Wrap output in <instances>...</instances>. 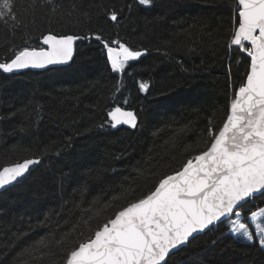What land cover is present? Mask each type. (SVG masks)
<instances>
[{"label": "trees", "instance_id": "trees-1", "mask_svg": "<svg viewBox=\"0 0 264 264\" xmlns=\"http://www.w3.org/2000/svg\"><path fill=\"white\" fill-rule=\"evenodd\" d=\"M236 7L237 0H14L15 21L0 20V62L43 47L50 32L81 39L68 66L0 70V170L40 160L0 192V264H65L67 250L93 234L81 220L86 209L109 204L91 221L102 224L204 149L210 122L222 127L249 70L228 47ZM96 34L145 55L113 73ZM117 105L137 114L135 129L100 127ZM227 233L221 224L200 235L168 264H264L258 244ZM42 236L48 247L22 254Z\"/></svg>", "mask_w": 264, "mask_h": 264}, {"label": "snow or ice", "instance_id": "snow-or-ice-1", "mask_svg": "<svg viewBox=\"0 0 264 264\" xmlns=\"http://www.w3.org/2000/svg\"><path fill=\"white\" fill-rule=\"evenodd\" d=\"M13 3L0 0V20L15 21ZM138 3L150 5L151 0ZM234 11L228 47L238 58L243 56L249 70L225 110L222 127L216 129L210 122L203 139L205 147L199 154L187 159L174 174L159 179L147 194L129 199L102 224L93 227L91 221L109 204L86 209L89 215L81 220L93 234L67 250L65 264H168L176 251L221 224L228 235L256 243L264 250V207L254 205L255 200H264V0H237ZM108 18L118 22L116 12ZM94 38L102 43L113 73L124 74L130 62L145 55V51L119 40L106 41L98 34ZM78 39L81 37L50 32L42 37L44 47L14 52L11 59L0 62V70L13 73L68 64ZM139 90L147 92L148 84L140 82ZM121 125L135 129L138 116L117 105L107 112L100 127L116 129ZM37 163L29 159L3 167L0 189L18 182ZM130 192L128 189L124 195ZM249 204L253 207L246 209ZM77 227L73 225L71 231ZM64 236L56 242L62 244ZM50 243L42 236L22 254L35 255Z\"/></svg>", "mask_w": 264, "mask_h": 264}, {"label": "water", "instance_id": "water-1", "mask_svg": "<svg viewBox=\"0 0 264 264\" xmlns=\"http://www.w3.org/2000/svg\"><path fill=\"white\" fill-rule=\"evenodd\" d=\"M75 45V44H74ZM44 47V46H43ZM73 57H74V55H73ZM72 62V61H71ZM70 62V63H71ZM70 63H68V64H64V65H50V66H48V67H46V68H44V69H31V68H29V69H22V70H18V71H15V72H17V73H19V72H23V71H27V70H32V71H44V70H46V69H49V68H55V67H65V66H68ZM29 160V159H28ZM36 160V159H35ZM25 161V160H24ZM39 161V160H38ZM23 162V161H22ZM38 164V163H37ZM37 164H34V165H32V166H30V169L31 168H33L35 165H37ZM12 166V165H11ZM7 167V166H6ZM3 169V168H2ZM1 169V170H2ZM30 171V170H29ZM28 174V173H27ZM26 174V175H27ZM25 175V176H26ZM24 176V177H25ZM24 177H22V178H20L19 179V181L21 180V179H23ZM18 181V182H19ZM17 183V182H16ZM15 184V183H14ZM14 184H12V185H14ZM12 185H8L7 187H6V189L7 188H9L10 186H12ZM5 189H0V192H2V191H4ZM187 246V245H186ZM183 247H185V246H183ZM177 252V251H176Z\"/></svg>", "mask_w": 264, "mask_h": 264}, {"label": "bare ground", "instance_id": "bare-ground-1", "mask_svg": "<svg viewBox=\"0 0 264 264\" xmlns=\"http://www.w3.org/2000/svg\"><path fill=\"white\" fill-rule=\"evenodd\" d=\"M10 52H11V51H10ZM130 73H131V72H130ZM131 78H132V77H131ZM139 81H140V80H139ZM117 82H118V81H117ZM116 85H117V84H116ZM117 86H118V85H117ZM117 88H118V87H117ZM118 92H119V91H118ZM114 99H115V98H114ZM116 99H117V98H116ZM111 101H112V100H111ZM114 101H115V100H114ZM32 159H34V158H32ZM36 160H37V159H36ZM39 162H40V160H39ZM38 164H39V163H38ZM35 166H36V165H35ZM31 169H32V168H31ZM31 169H30V170H31ZM28 173H29V172H28ZM26 176H27V175H26ZM26 176H25V177H26ZM25 177H24V178H25ZM21 180H22V179H21ZM17 183H18V182H17ZM15 184H16V183H15ZM15 184H14V185H15ZM12 186H13V185H12ZM10 187H11V186H10ZM185 247H186V246H185Z\"/></svg>", "mask_w": 264, "mask_h": 264}, {"label": "rangeland", "instance_id": "rangeland-1", "mask_svg": "<svg viewBox=\"0 0 264 264\" xmlns=\"http://www.w3.org/2000/svg\"><path fill=\"white\" fill-rule=\"evenodd\" d=\"M235 238L238 239V240H240V241L246 242L242 238H238V237H235Z\"/></svg>", "mask_w": 264, "mask_h": 264}]
</instances>
